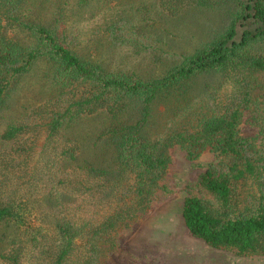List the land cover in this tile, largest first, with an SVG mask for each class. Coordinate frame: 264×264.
I'll use <instances>...</instances> for the list:
<instances>
[{
  "label": "trees",
  "instance_id": "16d2710c",
  "mask_svg": "<svg viewBox=\"0 0 264 264\" xmlns=\"http://www.w3.org/2000/svg\"><path fill=\"white\" fill-rule=\"evenodd\" d=\"M127 2L135 9L142 0H55L52 16H43L30 10L29 0H0V109L38 63L51 67L55 89L32 111V124L30 118L16 122L2 135L15 141L12 162L19 165L27 160L23 153L33 150L25 145L36 142L26 135L44 130L47 144L40 177L23 183L25 193L16 187L20 182L8 188L10 196L1 194L5 183L0 186V264H101L114 233L148 210L169 163L160 142L145 134L155 102L184 119L175 123L168 142L184 145L192 158L210 146L224 159L201 177L206 198L184 202L189 232L213 248L264 257V154L240 132L242 114L255 99L251 74L264 72V0H157L172 17L203 9L223 23L180 61L165 66L163 56L155 55L160 71L148 75L112 71L81 55L66 21L77 12L104 11V43L131 46L139 54L155 48L157 40L141 24H148L144 16L141 22L124 16ZM209 74L222 81L198 87L197 78ZM194 104L199 106L192 109ZM97 115L108 118L100 138L107 137L112 148L111 170L101 157L83 158L81 145L67 134L76 121ZM248 180L259 191L250 205L242 194Z\"/></svg>",
  "mask_w": 264,
  "mask_h": 264
},
{
  "label": "rangeland",
  "instance_id": "374dc122",
  "mask_svg": "<svg viewBox=\"0 0 264 264\" xmlns=\"http://www.w3.org/2000/svg\"><path fill=\"white\" fill-rule=\"evenodd\" d=\"M29 1L31 11L36 9V13L52 16L55 0ZM128 3L124 16L133 17L139 22L144 16L148 24H141L157 40L155 48L139 54L138 49L131 46H111L104 43L101 39L104 34L99 27L103 25L107 12L87 11L68 15L66 20L73 25L75 32L72 39L79 42L76 45L81 55L116 72H135L140 75L158 73L160 69L155 55L163 56L165 66L180 61L184 55H192L202 48L214 34L220 32L223 23L219 14L203 9L172 17L159 8L157 0H142L141 4H134L135 9ZM144 5L150 7V12L145 9L143 15L138 16V8ZM118 14L119 12L115 16ZM18 37L27 39L20 33ZM50 71L51 67L47 64H36L0 109V186L5 183L2 186L3 196H10L8 188L18 182L21 184L16 187L22 186V192L25 193L27 186L24 188L23 183L36 181L40 177L37 172L44 164L47 133L42 130L39 135L28 134L24 137L36 142L25 145L26 151L31 146L33 150L23 153L22 159L27 160H20V165L12 162L16 157L12 151L15 141H5L2 135L9 125L20 121L27 122L34 109L53 97L55 89L51 86L50 77L48 78ZM251 80L254 104L244 110L240 132L243 137L252 141L259 153L264 154V72L252 73ZM219 81L222 80L218 74L197 78L198 87L214 85ZM198 106L194 104L192 109ZM190 112L186 111L188 115ZM107 119L105 115L83 117L72 124L67 134L81 145L83 158L93 159L95 162L101 157L104 166L111 170L112 148L106 142L107 137L100 138L101 131L109 125ZM177 120L171 107L163 102H155L145 134L151 140L160 142L169 163L153 188L148 210L123 224L114 233L113 242L104 245L101 264H264L263 256L240 255L232 249H216L189 232L182 218L184 202L189 197L206 198L200 188L201 177L211 165L218 164L223 158L210 146L192 158L184 145L168 142L167 137L175 123L184 119ZM29 121L32 124L33 117ZM3 158L11 165L7 166L6 161L1 162ZM242 194L247 205L257 202L259 191L255 182L248 180L243 186ZM4 231L12 236V231ZM0 245L4 246L5 243Z\"/></svg>",
  "mask_w": 264,
  "mask_h": 264
}]
</instances>
